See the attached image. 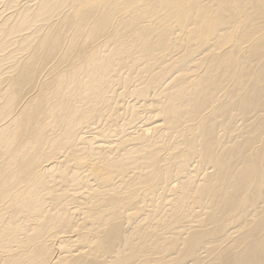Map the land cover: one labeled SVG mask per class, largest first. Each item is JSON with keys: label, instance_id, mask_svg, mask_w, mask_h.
<instances>
[{"label": "bare ground", "instance_id": "1", "mask_svg": "<svg viewBox=\"0 0 264 264\" xmlns=\"http://www.w3.org/2000/svg\"><path fill=\"white\" fill-rule=\"evenodd\" d=\"M0 264H264V0H0Z\"/></svg>", "mask_w": 264, "mask_h": 264}]
</instances>
